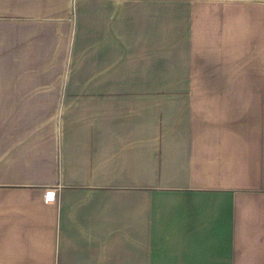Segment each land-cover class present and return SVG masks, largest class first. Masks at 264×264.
<instances>
[{
	"label": "crops",
	"instance_id": "crops-1",
	"mask_svg": "<svg viewBox=\"0 0 264 264\" xmlns=\"http://www.w3.org/2000/svg\"><path fill=\"white\" fill-rule=\"evenodd\" d=\"M0 264H264V0H0Z\"/></svg>",
	"mask_w": 264,
	"mask_h": 264
}]
</instances>
